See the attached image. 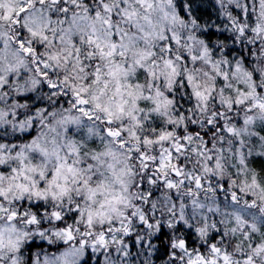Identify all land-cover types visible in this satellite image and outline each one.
Returning a JSON list of instances; mask_svg holds the SVG:
<instances>
[{
    "label": "snow or ice",
    "instance_id": "1",
    "mask_svg": "<svg viewBox=\"0 0 264 264\" xmlns=\"http://www.w3.org/2000/svg\"><path fill=\"white\" fill-rule=\"evenodd\" d=\"M0 264H264V0H0Z\"/></svg>",
    "mask_w": 264,
    "mask_h": 264
}]
</instances>
